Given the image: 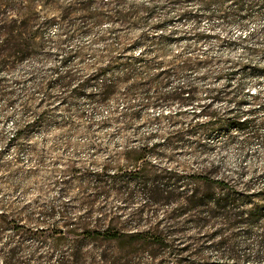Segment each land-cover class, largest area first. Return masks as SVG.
<instances>
[{
	"label": "rangeland",
	"instance_id": "obj_1",
	"mask_svg": "<svg viewBox=\"0 0 264 264\" xmlns=\"http://www.w3.org/2000/svg\"><path fill=\"white\" fill-rule=\"evenodd\" d=\"M132 4L154 9V19L175 18L164 27L175 31L170 49L208 62L190 75L200 93L189 107L197 115L189 118L195 117L194 123L206 122L199 113L201 105L212 102L209 91L228 86V94L216 100L212 110L224 115L238 108L253 125L242 130H197L171 151L161 146L155 153L130 154L129 149L141 146V139L155 132L161 135L168 126L165 120H153L157 113L150 114V123L128 125V57L96 61L108 73L99 76L87 93L103 84L115 85L113 96L96 108L84 94H63L56 87L39 89L43 79H53L51 68L62 74L71 71L77 75L74 85L82 83L93 68L89 56L74 58L67 67L58 60L29 62L1 75L8 95L0 97V208L5 215L0 220V264L12 250L23 264H191L197 258L186 250L172 261L174 256L165 254L166 250L131 241L133 234L153 233L158 222L162 229L165 215L180 206L175 200L148 204L142 190L146 181L160 175L191 181L196 173L214 168L236 177L241 185L264 187V16L253 12L251 17L230 21L201 18L196 22L176 18L184 10L194 11L193 4L123 0L125 13ZM114 27L118 35L128 37V24ZM203 34L210 36L198 39ZM81 42L87 45L90 39L80 38L72 46ZM95 48L101 52L103 43ZM251 48L255 49L252 54ZM233 67L238 71L232 73ZM17 77L20 86L13 87ZM43 113V124L27 137L14 139L18 130ZM146 144L164 145V140L152 138ZM99 174L113 180L96 186ZM187 219L172 220L174 238L181 234L188 240L196 237ZM86 230H109L119 236L103 238L85 234ZM190 243L183 242L180 249ZM217 257L206 248L201 258Z\"/></svg>",
	"mask_w": 264,
	"mask_h": 264
},
{
	"label": "trees",
	"instance_id": "obj_2",
	"mask_svg": "<svg viewBox=\"0 0 264 264\" xmlns=\"http://www.w3.org/2000/svg\"><path fill=\"white\" fill-rule=\"evenodd\" d=\"M166 1L173 5L196 6L194 11H182L176 17L179 20L192 18L197 22L201 18H220L230 21L251 17L254 13L264 16V0ZM256 8L259 12L253 11ZM154 16V9L148 5H129L128 13H125L123 0H0V77L29 62L58 60L67 67L74 58L89 56L93 59V68L82 83L74 85L77 75L71 71L62 74L57 68H51L53 79H43L39 89L46 91L56 87L63 94H84L96 108L115 93L112 83L87 93L88 87L94 86L99 76L108 73L107 69L97 67L96 61L113 62L116 58L128 57V125L150 123V114L157 113L153 120L157 123L165 120L168 126L163 135L155 132L141 139V146L129 149L130 154L155 153L161 146L171 151L197 130L251 127L253 120L244 118L245 114L238 108L224 115L212 110L211 105L223 94H228V86L209 91L212 102L201 105L199 113L206 122L194 123L195 117L189 118L197 115V111L191 112L189 107L195 104L200 93L197 82L190 80V75L208 62L171 50L175 31H165L164 27L175 18L154 19ZM115 24H128V37L118 35ZM105 25L106 30L103 29ZM52 28H55L53 34ZM209 36L198 35V39ZM83 37L90 39L89 44L81 42L72 46ZM100 43H103V49L98 52L95 46ZM249 52L252 54L255 49L251 48ZM236 71L234 67L231 69L232 73ZM3 83L0 81V97L8 95ZM12 84L13 87L20 86L18 77ZM173 107L176 110L172 113H162ZM44 121L45 113L38 115L18 130L14 139L27 137ZM152 138L163 139L164 145L149 147L146 143ZM112 180L111 176L99 174L95 182L96 186H105ZM142 190L150 205H165L175 200L180 206L169 216L168 213L165 215L162 229L158 222L153 233L133 234L130 239L134 245L147 244L150 248L166 250L165 254L174 256L172 261L186 250L197 258L191 264H264V187L253 189L247 184L241 185L236 177L211 168L196 173L191 181L176 175H160L146 181ZM175 212L178 214H173ZM4 216L0 208V220ZM184 216L188 218L187 225L196 231L195 238L185 239L184 234L173 237L176 231L172 220ZM85 234L103 238L119 236L109 230H86ZM187 241L191 243L180 249ZM206 248L217 253L218 259H202ZM3 256V264H23L17 259L15 250Z\"/></svg>",
	"mask_w": 264,
	"mask_h": 264
}]
</instances>
